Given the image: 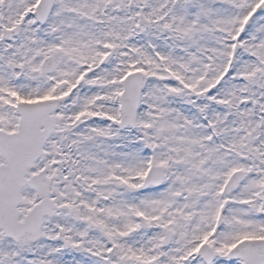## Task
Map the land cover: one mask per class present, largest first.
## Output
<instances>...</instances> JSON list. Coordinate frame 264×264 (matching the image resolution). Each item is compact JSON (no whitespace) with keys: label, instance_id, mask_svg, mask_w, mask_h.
Returning a JSON list of instances; mask_svg holds the SVG:
<instances>
[{"label":"snow or ice","instance_id":"obj_1","mask_svg":"<svg viewBox=\"0 0 264 264\" xmlns=\"http://www.w3.org/2000/svg\"><path fill=\"white\" fill-rule=\"evenodd\" d=\"M0 264H264V0H0Z\"/></svg>","mask_w":264,"mask_h":264}]
</instances>
